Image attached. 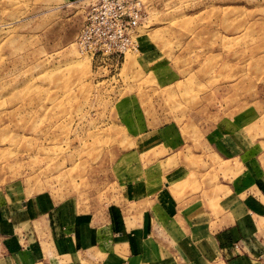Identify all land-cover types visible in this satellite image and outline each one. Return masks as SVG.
<instances>
[{
	"label": "rangeland",
	"instance_id": "374dc122",
	"mask_svg": "<svg viewBox=\"0 0 264 264\" xmlns=\"http://www.w3.org/2000/svg\"><path fill=\"white\" fill-rule=\"evenodd\" d=\"M142 1L146 48L117 59L77 51L87 0H0V195L87 212L130 176L213 199L264 179V0Z\"/></svg>",
	"mask_w": 264,
	"mask_h": 264
},
{
	"label": "crops",
	"instance_id": "0c3cea01",
	"mask_svg": "<svg viewBox=\"0 0 264 264\" xmlns=\"http://www.w3.org/2000/svg\"><path fill=\"white\" fill-rule=\"evenodd\" d=\"M142 35L135 53L146 48ZM242 141L226 160L242 156ZM138 178H123L118 202L104 210L45 193L0 195V264H264V179L213 199L170 185L150 194Z\"/></svg>",
	"mask_w": 264,
	"mask_h": 264
},
{
	"label": "built area",
	"instance_id": "2783aa9c",
	"mask_svg": "<svg viewBox=\"0 0 264 264\" xmlns=\"http://www.w3.org/2000/svg\"><path fill=\"white\" fill-rule=\"evenodd\" d=\"M146 18L142 0H87L75 45L81 55L124 58L138 50V28Z\"/></svg>",
	"mask_w": 264,
	"mask_h": 264
}]
</instances>
